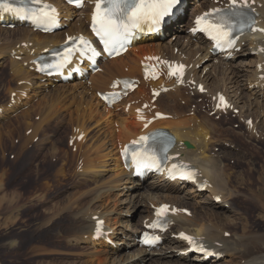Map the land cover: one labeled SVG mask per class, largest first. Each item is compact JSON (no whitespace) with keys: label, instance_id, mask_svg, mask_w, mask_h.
<instances>
[{"label":"bare ground","instance_id":"1","mask_svg":"<svg viewBox=\"0 0 264 264\" xmlns=\"http://www.w3.org/2000/svg\"><path fill=\"white\" fill-rule=\"evenodd\" d=\"M47 1L56 3L59 7L61 18L63 19L71 18L76 13L75 10L61 5L60 2L56 0ZM212 3L213 0H186L182 14L177 16L175 21L163 27L158 34L142 38L125 56L106 62L101 73L89 75L88 79H81L82 81L73 79L72 83H66L65 85H55L52 80H44L41 75H35L33 73L34 66L31 60L34 56L42 54L51 47L61 44L66 37L77 33L88 35L85 21L89 22V14L86 15L83 21L79 22L77 27L74 26V28L71 25L64 33L54 32L50 35L33 32L30 28L20 24L16 18L4 16V21L15 24V27L10 30L0 24V60L7 57L8 70L5 74L11 78V80L15 81V83L20 82V85H15L14 88H10V82L12 81L8 80L6 82V92L8 95L14 93V98L12 99L14 103L10 105L11 109H8L7 106L9 101H7L6 105L0 106V119L6 118V114L9 110L15 113L20 108V105H28L31 99L43 94L41 99L37 101L36 109L38 113L34 114L35 117L39 115V119L36 118L37 120L32 121V123H26L28 127L26 126L25 130L27 131L29 128V130H31L32 128L30 132L32 135L27 136L25 134L26 140L24 146L26 147L28 145V143L26 144L28 140L33 141V139L37 136L39 137V135H41V139H38V143L41 142V146L49 144L51 141L48 140V136L54 135L52 132L50 133V130L53 132L54 128L60 130L62 127L60 124L65 120V114H68V125L64 127L63 130L67 131V128L71 129V139L74 138L75 140L73 146L76 148V151H80V153L78 152V158H75L77 162L81 159L80 164H77V166H80L81 170L79 171H81V173L77 174L76 177L79 180H86L89 178L92 182L91 186H95L92 190L84 192L85 195H91V202H102L103 199L112 196L115 190H119L121 193L124 190V192L128 191L130 192V196L132 195L128 201V211L134 210V216H137V218L142 221L146 218H150L154 211V209L151 211L148 204H145L147 200L149 205L151 204L153 206L163 202L176 205L179 209H188L184 202L186 197L184 195L181 196L182 190L186 189L187 194H191L194 197L199 195L196 190L197 184H204L206 186L205 191H207V195L204 200L199 201V205L205 206L206 212L204 214L206 216L201 218L197 215L195 216L191 212L190 217L178 214L172 219L174 224V231L172 233L178 234L180 231L190 233L198 237L200 241L208 248L212 249L215 254H220L221 256L228 254L230 257L237 255L238 259H240L243 264H262L264 262L263 255L253 256L255 253L252 254L251 252H253L254 249L250 250V247L243 249L238 248L239 246L236 247L241 238H236V234H234V238L231 234L228 238H225L224 233L228 231L225 230L221 233H217L216 228L221 227V225H213L212 221H210L212 219L219 222L222 216L219 212L222 211V207L224 211V208L233 209L230 204L231 200H233L232 189L230 190L227 187L230 177L224 172V167L220 165L217 158L214 159L213 155H211V151L214 149H210L211 137L209 134L214 130V126L211 125L210 128L204 121H197L198 119L195 117H186V112L177 110L176 107L170 104H167V111H162L164 110L163 108L162 110L157 108L158 106L151 102L152 96L150 92L160 88V81L155 83L140 81L138 88L133 93L130 91L127 92L126 95L128 98L124 99L121 105L118 104L114 108L107 107L96 94L109 91L112 86V81L121 77H130L140 80V62L149 56H161L170 60L184 62L188 67V71L184 78L183 85L176 87L173 84H169L170 89L165 93H161L157 99L160 97H171L173 99L180 98V100L190 101V96L188 98L181 90L184 89V91H187L189 94L193 92L194 95H198L197 85L202 84L207 91L206 96L209 101L212 97L216 98L219 94L226 95L234 105V108L239 110V119L244 121L251 120V115L253 114L249 113V111L253 107L257 108L258 111L260 110L261 116L264 117L263 37L260 35H257V37L245 36L238 43V46L241 47V52L232 53L231 55H213L209 51L210 47L207 42L201 37L194 36L189 32V29L192 27L191 20L202 11H206L211 7ZM253 3L259 14V26L264 28V0H253ZM187 14L192 15L190 21L189 18H187ZM180 21L183 22L182 24L185 26L183 35L180 34L181 32L179 33L180 29H176L175 32L177 34L175 33L172 36L173 38L171 37L172 40L164 44L162 40H166V35H168L170 31H174ZM176 48L178 51L174 53L173 50ZM244 51L249 55L252 53L255 54L256 60L252 57L255 60L254 63L253 61L250 63V59H248L250 57L245 58L244 62H240V57ZM15 57H20V60H15ZM24 64L26 66H23ZM197 70L198 72L201 71V73L204 71L205 74L199 75ZM32 75L44 82L42 87H34L36 83L31 84L30 77ZM85 80H87L88 83ZM69 84H71V88H68ZM87 84L92 85V87L85 86ZM191 87H194L193 91H190ZM27 90L32 92L31 95L27 94ZM46 90L47 93H44ZM80 90L81 92L79 93L78 91ZM22 100H24V102H22ZM137 100H139V104L132 105V102ZM144 103L148 104V107L144 109V115L147 118L152 117L155 111L168 114L170 118L158 121L147 130L142 131V123L138 122L135 110L140 109ZM238 104H241V106L238 107ZM127 105L129 109L125 112ZM120 106L122 113H116L117 108ZM195 112L198 113L196 109L194 113ZM31 113V111H26L22 113V117L29 118ZM246 113H248L247 116L245 115ZM246 117L247 119L245 120ZM248 125L251 126L252 132L254 129L252 120L250 124L247 122L246 127ZM155 128L165 129L174 136L176 143L172 152L178 154L181 160L189 162L197 168L198 175L196 185L186 186L181 184L177 188L176 182L168 183L162 177H155L162 185L146 186L142 183V180L135 179L131 171L124 169L119 156V149H122L123 145L130 140L136 139L138 135L147 134L150 130ZM91 134L93 135L91 136ZM96 134L97 137L94 138L93 136ZM253 134L256 133L253 132ZM78 136H82L79 141L76 140ZM214 139L213 141H215ZM183 141H188L192 148L186 149L183 146ZM50 144L51 146L47 158L50 160L52 158L57 160L55 159V156H57L55 153L58 148H56L55 144ZM35 145L36 144H34V146ZM41 146L38 147V150ZM71 148L70 150L73 149ZM17 151L20 153L16 152L15 155L10 158L13 159L12 161L1 158V165L8 166L9 164H13L19 167L24 166L26 157L28 155L31 156V152L30 150L23 151V147H21V149L19 148V150L17 149ZM4 155L5 153L3 152L1 157ZM67 155L68 154H66V156ZM35 157L36 156H34V158ZM71 163H73V161ZM64 166H66L65 159L59 166V170L57 169V174H64ZM72 168H75L74 165ZM110 169L116 172L112 180L98 184L99 178L104 175V172ZM78 183L79 181L76 184ZM140 190L145 191L142 193ZM142 194H145L144 197L141 196ZM155 194L158 195V197L156 196L157 203L153 204L155 198L149 197ZM115 197L118 196L116 195ZM215 198H220V202H213ZM102 206L105 207L101 205L100 208ZM90 209L91 208L87 206L85 209L74 212L71 227L73 234L81 237L85 236L93 247L101 246L106 249H103L105 251L102 250L94 254L96 255L95 258H97L98 264H109L111 259L114 261V263L111 262V264H130L126 263V261L129 260L132 264H144L146 261L150 263L151 260V264H181L178 261L175 262V259L178 258L181 261L187 260L185 256L180 255V253H185L188 248L182 239H173L169 236H165L164 239H168L166 241L168 245H166L165 248L160 250V246L153 250L140 248L138 239L141 225L139 227H134V224L131 223V219L134 217L130 219L126 217V227L117 232L111 231L108 224L105 225L106 223L104 222V228L105 231L108 232V235L102 237L98 241H94L91 233L94 225L93 217L97 216L103 221H106L110 212H95ZM116 238L117 243L115 244L114 240ZM110 243H113V245H109ZM243 245L246 246V244ZM129 246L130 248L139 247L140 249L138 248L136 254H131L127 257L122 256V252H119V249L121 250L123 248L122 250H125ZM150 251L155 252L151 253ZM153 256L161 259L162 263H160L158 259H156L158 261L155 259L153 260ZM203 260H205L204 256H195V258H193L196 264L206 263V261ZM164 261L165 263H163ZM224 263L226 264V262ZM227 263L229 264V262Z\"/></svg>","mask_w":264,"mask_h":264},{"label":"rangeland","instance_id":"2","mask_svg":"<svg viewBox=\"0 0 264 264\" xmlns=\"http://www.w3.org/2000/svg\"><path fill=\"white\" fill-rule=\"evenodd\" d=\"M83 16V11H78L77 14H74L73 18L71 17L72 20H70V24L73 27H77L79 22L83 21ZM178 23H180V25L176 26L174 31H170L168 34L169 36L166 35L168 36L166 41L165 39L162 40L164 44L172 40L170 39V34L173 36L176 33V29H180L179 33L181 32L180 34L183 35L185 26H183V22L181 21ZM71 25H69V27ZM67 29L68 27L65 26L62 31H67ZM62 31H58V33L65 32ZM175 52L176 49L174 50V53ZM247 57H250L248 58L250 59V63L251 61L254 63L255 60L247 54L246 51L242 53L240 62H244ZM7 64V57L0 60V106L6 105L8 100L6 82L8 80L12 81L10 82V88H14L15 85H20V82L15 83V81L11 80V78L5 74L8 70ZM198 74L203 75L204 72L201 73L200 71ZM30 81L32 82L31 84L36 83L34 87L43 86V82L38 80L36 76L34 77V75L30 77ZM60 84L61 83H55V85ZM85 86L92 87L90 84ZM68 88H71V84L68 85ZM78 92L80 93L81 90ZM31 93L32 92L28 90L27 94L31 95ZM44 93H47V90ZM42 95L31 99L28 105H20V108L15 113L9 110L6 114L7 117L0 119V264H98L97 258H95L96 255L94 254L105 248L101 246L93 247L90 241H88V238L85 236H77L72 233L71 225L74 212L85 209L87 206L91 208L90 210L95 212H110V215L106 218L108 221L106 220L104 222L106 223L105 225L108 224L113 232L123 230V228L126 227V217L129 219L134 217L131 219V223L134 224V227H139L141 221L137 216H134V210L128 211V201L132 196H130V192L128 191L124 192V190L121 193L119 190H115L112 196L108 198L105 197L106 199H103L102 202H91V195H85L84 192L92 190L95 186H91L92 182L89 178L86 180H79L76 177L77 174L81 173V171H79L81 170L80 166H77V164H80L81 160L78 162L76 161L80 151H76V148L72 147L68 142L71 129L67 128V131L63 130L64 127L68 125V114H65V120L60 124V126H62L60 130L54 128V132L50 130V133L52 132L54 135L48 136V140L51 141L50 143L55 144L56 148H58L55 153L57 155L55 159L57 160H54V158L51 160L47 158L51 144L49 143L41 146V142L38 143V139H41V135H39L40 138L38 136V138L35 137L33 141L28 140L26 142L28 145L26 147L24 146L26 135H32V133H30L32 128L31 130H29L30 128L27 131L25 130L26 126L28 127L26 123H32V121L37 120L36 118L39 119V115L35 117L34 114L38 113L36 109L37 101L41 99ZM190 98V104L189 101L180 100V98L173 99L171 97H160L156 99L158 102L154 104L157 106L160 104L159 108H163L165 111L167 104H170L176 107L177 110L186 112V117L188 116L190 118L192 117L191 110L194 107V103L197 105L202 103L199 97L192 94H190ZM22 102H24V100H22ZM239 106H241V104H238V107ZM8 109H11V106H8ZM26 111L32 112L30 115L33 119L31 116L29 118L22 117V113ZM196 111H198V114L203 112L202 108H196ZM117 112L119 113L121 110L117 109L116 113ZM249 113L253 114L251 115V120L254 123V129L252 132L251 129L248 130L252 134L255 132L258 139L254 135L252 136L247 133L243 123L240 122L237 117L226 118V124L223 123L222 126L215 127L219 131L215 130L212 134H209V136L215 138H213L215 141H213V139V142L211 141L212 144L210 145V149H214L211 151V154L213 157L215 156L214 153L218 154L216 157L217 160L220 162V165L224 167V172L230 177L227 187L230 190L232 189L233 197L231 203L229 202L233 209L224 208V211L222 207V211L219 212L220 215H222L220 217L221 220L219 219L218 222L211 219L210 221H212L213 225H221V227L216 228L217 233L226 230L230 232L233 238L234 234H236V238H241L236 247L239 246L238 248L241 249L250 247V250L254 249L253 252H251L252 254L255 253L253 256H260V254L264 256V117L261 116L260 110L258 111L255 107H253ZM204 114L205 115L202 117L200 116L197 121H199V119L204 121L210 128L212 124L222 120V117L215 119L214 116L210 115L209 117L212 120H210L209 117L206 119L205 116L208 115L206 112H204ZM247 114L248 113L245 115L247 116ZM246 119L247 117L245 120ZM92 135L93 134H91V136ZM93 137H97V134ZM34 144L36 145L34 146ZM40 146L41 148L38 150ZM21 147H23V151L30 150L31 152V156L28 155L26 157L24 166L19 167L13 164H9L8 166L1 165V158L12 161L13 159L10 158H12L16 152H19L17 149L19 150ZM70 148L72 150H70ZM3 152L5 155L1 157ZM66 154L68 155L66 156ZM34 156L36 157L34 158ZM65 156L66 158L69 156L67 158L68 160ZM64 159L66 161L64 174L59 175L56 171L57 169L59 170V166L64 162ZM72 161L73 163H71ZM68 164H71L70 167ZM73 165L75 168H72ZM115 174L116 172L113 169L107 170L104 172V175L99 178L98 184L112 180ZM78 181L79 183L76 184ZM143 184L146 186L162 185L161 182L151 178L145 180ZM140 191L144 193L145 190ZM205 192L203 194H206ZM116 195L118 197H115ZM144 195L145 194H142L141 196L144 197ZM183 195L187 199L184 201L186 203V208L195 212V216L197 215L201 218L206 216L204 214L206 212L205 206L199 205V201L204 200L207 194L200 196L201 193H199V195L193 197V195L187 194L186 189H183L181 196ZM156 196L158 197L156 194L149 197L155 198L153 204L157 203ZM145 204H148L149 209L152 210L153 205H149L148 200ZM101 205L105 207L102 206L100 208ZM167 240V238L166 240L164 239V243L159 250L168 245L166 242ZM241 240L246 246L242 244ZM114 243H117V238L114 240ZM109 245H113V243ZM138 248H130L129 246L125 250H122L123 248L121 250L119 249V252H122V256L127 257L131 254H136ZM150 252L152 253L155 251ZM221 258L224 259H219L221 261L216 260L210 263L225 264L224 262H226V264H228L227 262H229V264H243V262L238 259L237 255L230 257L226 254L222 255ZM154 259H158L159 262L162 263V260L158 257L153 256V260ZM151 261L150 263L146 261L144 264H151ZM177 261L181 264H196L191 258L185 261L176 258L175 262ZM111 262L114 263L112 259L109 261V264H111ZM126 263L132 264L130 260L126 261ZM163 263H165V261ZM262 264H264V262Z\"/></svg>","mask_w":264,"mask_h":264},{"label":"snow or ice","instance_id":"3","mask_svg":"<svg viewBox=\"0 0 264 264\" xmlns=\"http://www.w3.org/2000/svg\"><path fill=\"white\" fill-rule=\"evenodd\" d=\"M35 5L41 4V0H31ZM71 2V0H70ZM181 0H96L95 8L92 12V31L101 38L105 44V50L109 45H115L118 42L127 39L128 35L133 29L141 30L144 25L149 27H157L164 21V19L172 14L173 10L179 5ZM247 7V0H229L228 10L224 9H212L210 13H205L202 17L196 18V24L199 26L204 22L203 31L209 32L210 35L216 40L217 47H231V32L234 27V18L240 17L241 27H251V24L244 23L245 13L243 8ZM0 11L13 12L15 14H21L22 9L13 8L8 0H0ZM216 14L215 20L208 22L205 18ZM30 18L34 23L44 25H55L57 22L56 9L50 5L44 4L41 7H37L30 11ZM250 19V18H249ZM253 31L257 29L252 28ZM264 31V29H260ZM71 39V38H70ZM81 42L87 44L81 37ZM123 45L121 44V47ZM69 55L62 57L61 63L58 67H62L63 64L68 63L71 50H68ZM96 53L93 51V55ZM183 66H179L176 69L177 72L182 70ZM176 72H171L170 75H174ZM203 91V88H201ZM221 104L225 107L223 97L220 98ZM220 106L219 104L217 105ZM251 122H249L250 124ZM146 137H141L140 140H146ZM133 143H136L135 141ZM146 154L134 153L132 156L133 163L136 165L145 164ZM148 160L151 161V165L146 166H158L155 162V157L148 156ZM182 179H192L193 174L191 171L183 172L180 174ZM175 178V177H174ZM167 211L166 206H162L157 209V216L162 218ZM175 211V209H173ZM97 222V231H99L100 224ZM183 239L193 242L191 237L185 234H180ZM158 240V237L145 240V243H154ZM204 255H211L204 247H198L196 249Z\"/></svg>","mask_w":264,"mask_h":264}]
</instances>
